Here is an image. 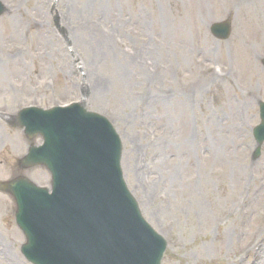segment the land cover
I'll list each match as a JSON object with an SVG mask.
<instances>
[{"label":"rangeland","instance_id":"rangeland-1","mask_svg":"<svg viewBox=\"0 0 264 264\" xmlns=\"http://www.w3.org/2000/svg\"><path fill=\"white\" fill-rule=\"evenodd\" d=\"M77 1L59 0L56 4L71 40L72 45L69 47L73 55L51 27L52 17L47 16L34 30L33 23L29 21L24 23L26 28L14 29L11 25L10 20L15 13L25 10L29 13L37 10L43 16L49 14L52 0H14V5L20 9L0 20V42L9 47L22 45L30 53L27 63L33 65L26 64L23 68V73L29 68V73L21 77L24 85L30 87L32 73L33 85L47 76V88L33 93L41 107L77 100L83 80L74 65L81 63L80 71L85 70L84 82L89 88L87 107L112 113L111 118L125 146V167L129 165L140 171L141 182L147 187L142 191L143 202L141 195L135 192L133 181L127 177L134 194L140 199L144 215L153 226L154 214L166 228L172 229L167 235L163 233L170 241L163 264H245L249 249H254L258 243L264 249V152L257 163L252 162L250 157L255 147L251 133L260 122L255 99L262 98L261 101H264V0H121L124 5L122 13L112 8L110 14L114 18L113 25L118 24L119 18L126 17V9L129 14L132 13L134 20L141 13L143 50L153 47L150 45L152 36L158 37L164 42V53L166 47L176 44L181 58L186 57L192 65L193 59L199 57L206 46L218 43L208 35L204 24L231 18L235 20L232 41H235L238 51L240 69L232 67L231 77L244 76V85L251 93L239 95L238 101H234L231 96L232 109L226 106V98L229 94L234 95V86L223 90L212 86L213 100L205 91L197 92L194 95L196 102L217 100L215 104L209 101L202 112L199 108L195 110L202 115L201 119H197V130H192L191 120L195 121V111L188 105L189 90H185L184 85L177 92V83L185 84V81L175 71L164 75L154 84H137L131 78L130 71L131 83L126 84L118 79L120 63L126 64L118 47V57L108 56L103 44L90 52L91 37L85 32V27L101 23L99 10L104 6L107 9L109 2L114 5L115 0H94L89 13L84 8L85 0ZM102 24L104 30L110 28L109 24ZM39 28L43 29L38 31ZM22 30H25L26 37L20 33ZM205 36L207 43L202 45ZM128 46L132 53L139 44L134 46L129 41ZM100 53L105 58L103 64H97ZM222 53L226 60L223 47ZM1 54L0 67L6 61ZM37 54L40 57H36ZM11 59L19 61L20 57ZM183 65L186 66V63ZM8 66V70L1 71L0 79L4 86L0 92V104L14 107L20 101L15 98L14 91L20 88L12 84V80L18 82L21 78L12 75L20 77L22 69L15 65ZM196 71L197 68L196 81L203 84ZM252 72L258 76L250 83L246 78ZM191 74L190 71L186 72L188 83L192 81ZM99 78L106 85L110 81L116 83L111 93L112 100L108 102L104 93L96 91L101 82ZM173 92L177 95L174 102L170 104L163 100L159 115L160 108L157 106L154 112L144 99L148 94L170 96ZM258 93L261 95L257 96ZM138 94L141 98L137 100ZM105 103L109 104L108 107ZM16 113L13 109L11 115ZM3 128L5 130L0 131L3 139L0 146L3 147L1 151H6L0 155V161H9V164H2V170H13L16 159L13 151L21 148L19 136L22 137V134L15 133L5 124ZM197 132L211 143L207 149L209 155L203 160L201 158L199 166L197 156L192 152V137ZM219 138L223 154L215 148ZM24 148L26 150L25 141ZM160 164L166 166L164 171L159 170ZM47 178L43 173L35 177L41 184H47ZM3 210L0 209V231L2 226L6 230L11 229L13 223L11 214L7 218L3 217ZM13 235L18 242L21 241L18 232ZM1 244L6 246L4 234L0 238ZM240 249H243L242 253ZM263 249L256 264H264ZM18 256L17 260L26 264L19 251ZM253 259L251 250L247 264H255Z\"/></svg>","mask_w":264,"mask_h":264},{"label":"water","instance_id":"water-1","mask_svg":"<svg viewBox=\"0 0 264 264\" xmlns=\"http://www.w3.org/2000/svg\"><path fill=\"white\" fill-rule=\"evenodd\" d=\"M21 121L46 140L28 161H43L54 176L51 196L25 181L11 187L28 257L37 264H158L164 245L125 189L120 144L106 123L79 108L29 111Z\"/></svg>","mask_w":264,"mask_h":264},{"label":"bare ground","instance_id":"bare-ground-1","mask_svg":"<svg viewBox=\"0 0 264 264\" xmlns=\"http://www.w3.org/2000/svg\"><path fill=\"white\" fill-rule=\"evenodd\" d=\"M19 20H20V18H19L18 16L12 18L13 24H14L16 27H18L19 24L21 23Z\"/></svg>","mask_w":264,"mask_h":264}]
</instances>
